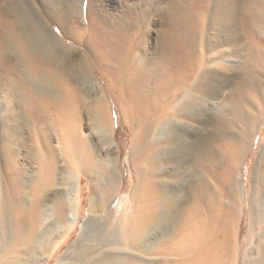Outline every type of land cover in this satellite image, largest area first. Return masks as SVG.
Masks as SVG:
<instances>
[{
  "label": "bare ground",
  "instance_id": "obj_1",
  "mask_svg": "<svg viewBox=\"0 0 264 264\" xmlns=\"http://www.w3.org/2000/svg\"><path fill=\"white\" fill-rule=\"evenodd\" d=\"M233 1L0 0V264H264V0Z\"/></svg>",
  "mask_w": 264,
  "mask_h": 264
},
{
  "label": "rangeland",
  "instance_id": "obj_2",
  "mask_svg": "<svg viewBox=\"0 0 264 264\" xmlns=\"http://www.w3.org/2000/svg\"><path fill=\"white\" fill-rule=\"evenodd\" d=\"M96 1L97 2L99 1L100 4L102 5L103 9L105 10V12L109 15H112V16L113 15L114 16L124 15L128 10L138 11L140 9V6H141L140 5L141 0H96ZM36 3L40 4L39 0H36ZM232 4H236V7H237L238 4H239V6H240V4H242V1L241 0H234L232 2ZM85 5L87 7V1L85 2ZM236 7H235V9H236ZM61 8H62V6L59 4V6L57 7V12ZM235 9H234V11H235ZM83 13L86 14L87 10H86V12L83 11ZM159 30H161V27L159 25H155L154 27L151 28L150 33L148 34L150 36V42H151V47H152L153 52L157 51V49H158L157 46L159 45V39H160ZM54 31L60 38H62L63 41H65L63 39L62 33H61L58 26L55 27ZM216 34L219 35V33L217 31H214L213 36L216 37ZM235 65H236V63L233 66H235ZM232 75H233V73H231V76ZM231 90H232V87L230 86L226 89L225 93L229 94V92ZM110 95L111 94H108L107 100L109 101V106H110V110H111V114H112V118H113V124H114L113 125L114 126L113 139L115 140V142L120 147V149L118 150L119 151V159L117 162V164H118L117 166H118V169L122 172V178H123V180H122V193L124 194L126 192H129L131 190V187H132V183L129 179L130 178V166L128 165V163L126 161V156H127L128 151H129V148H130L132 137H131V134H130L127 126H125L122 122V113H121L118 105L114 101L112 95L111 96ZM220 98L223 99V97H220ZM6 102H7L6 99L1 98V100H0L1 104L5 105ZM1 104H0V107H1ZM215 112L217 115H219V110L216 109ZM262 120L264 121V117ZM254 137H255L256 141L254 140ZM251 145H253V147ZM251 145L249 146V149H248L249 151H247V153L245 154V157L243 158V161H242V162H244V167H243L244 174H245L244 178L248 184V189H250V187H251V179H252L254 164L256 163V161H258L263 156L262 154L264 153V124H263L262 130H258L257 132H255L253 134ZM240 173L241 172L239 170V172L237 174L238 179L241 178V177H239ZM90 197H91L90 185H89L88 181H84V183H83V196H82V198H83V218H82V220L85 219V217L87 215V209H88ZM246 231H247L246 228L242 229V234H241L242 239L246 235ZM77 237H78V232H74L68 243H72ZM65 250H66V246H64V248L62 249L61 254L64 253ZM3 256L4 255L1 254V256H0L1 259L3 258ZM236 263L240 264L239 259L238 260L236 259Z\"/></svg>",
  "mask_w": 264,
  "mask_h": 264
}]
</instances>
